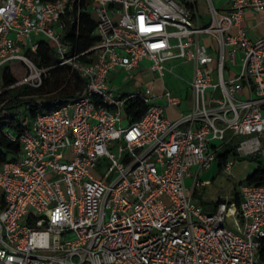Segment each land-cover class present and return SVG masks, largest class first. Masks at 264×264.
<instances>
[{
    "label": "built area",
    "instance_id": "1",
    "mask_svg": "<svg viewBox=\"0 0 264 264\" xmlns=\"http://www.w3.org/2000/svg\"><path fill=\"white\" fill-rule=\"evenodd\" d=\"M205 7L0 0V109L12 86L42 83L48 67L34 60L42 40L54 65L84 80L76 97L22 119L28 125L16 133L2 131L19 151L0 163V264H264V184L240 183L237 203L220 196L205 211L185 183L192 167L195 184L217 160L227 130L242 136L236 152L264 155V35L252 37L242 24L247 9L264 23V0ZM81 10L94 14L97 38L76 52L64 34ZM173 58L192 64L188 107L175 119L165 108L183 99L167 87L125 92L112 83L122 72L162 77L174 72L165 64ZM12 62L26 73L3 87ZM131 100L145 106L134 121L125 110ZM101 160L109 164L99 173ZM233 163L226 159L222 170Z\"/></svg>",
    "mask_w": 264,
    "mask_h": 264
},
{
    "label": "trees",
    "instance_id": "2",
    "mask_svg": "<svg viewBox=\"0 0 264 264\" xmlns=\"http://www.w3.org/2000/svg\"><path fill=\"white\" fill-rule=\"evenodd\" d=\"M94 27V14L89 11L81 10L78 20L68 24L64 38L76 52L85 51L96 41L97 37L93 33ZM79 59L83 62L87 61L86 55L80 56ZM34 60L38 66L48 67L47 73L42 79V83L37 87L24 85L25 96H23V98H9L0 109V118L3 119L0 121V163L15 158L19 151L18 140H9L3 135L1 128L4 124L7 123L13 127L16 133L28 125V123L23 125L21 123L22 119H26L29 122L38 111L50 109L63 101L76 97L84 85V80L80 78L76 72L71 71L69 66L54 65L57 62L56 53L45 40L41 41L34 56ZM14 68H17V73L14 72ZM24 73H26V71L19 62L10 63L2 71L1 86L5 87L13 83ZM73 77L74 81L70 84L69 82ZM21 103H26L27 105V110L23 118L17 119L10 116L8 109ZM144 107L143 102L140 100H131L127 102L125 110L130 121L137 119L143 112ZM222 147V150L217 154L216 160L217 166L220 169H222L227 157L232 156L235 159L239 156V153L235 151V145L230 144L229 141L224 143ZM252 182L264 184V161L257 160V164L253 171L245 177V183ZM221 200H223V198H216L209 202L215 206L216 203ZM230 201L236 203L239 201L237 191L234 192ZM2 204L3 196L0 191V207Z\"/></svg>",
    "mask_w": 264,
    "mask_h": 264
},
{
    "label": "rangeland",
    "instance_id": "3",
    "mask_svg": "<svg viewBox=\"0 0 264 264\" xmlns=\"http://www.w3.org/2000/svg\"><path fill=\"white\" fill-rule=\"evenodd\" d=\"M201 4V9L204 10L205 0H197ZM167 66L174 64V72L165 71L163 76L153 77L150 73L144 75L137 74L134 79H130L124 72L118 74L117 77L113 78L112 83L117 86H121L120 91L128 92L132 89L131 84H148L156 92H161L167 87L172 93L183 97L182 103L178 106H168L165 108L166 116L169 119H175L180 115V112H185L187 99L190 97V89L188 82L192 77V64L191 62H185L181 58H173L165 62ZM143 66H148L149 61H143ZM236 68V67H235ZM14 72L17 73V68H14ZM74 81V77L69 82L70 84ZM25 86L15 85L9 88L4 96L15 98H23L25 96ZM218 94V91L216 92ZM26 103H21L9 108V115L17 119L23 118L26 113ZM3 120L0 118V121ZM9 128L11 131H15L9 124H4L1 130ZM242 136H236L230 144H237ZM111 151H114V147L110 146ZM232 160L233 157L231 156ZM257 160L264 161V155L260 153L254 154H239L238 158L234 159L230 172L223 171L217 166V162L214 161L209 168L202 169L198 174V180L194 185L196 195L201 197L203 200H211L218 197L232 198L234 192H238L240 183L245 182V177L249 175L257 164ZM100 166L96 167V170L100 173L109 164L108 160H101ZM195 167L191 168L189 177L185 178V183L188 187H191L193 178L195 175Z\"/></svg>",
    "mask_w": 264,
    "mask_h": 264
},
{
    "label": "crops",
    "instance_id": "4",
    "mask_svg": "<svg viewBox=\"0 0 264 264\" xmlns=\"http://www.w3.org/2000/svg\"><path fill=\"white\" fill-rule=\"evenodd\" d=\"M197 1V0H196ZM222 0H217V2H221ZM198 3V2H197ZM198 8L200 9L201 12H205L206 8L204 10L201 9V4L198 3ZM260 17L261 15L259 13H256L252 10H245L244 12V20L242 22V24L248 29L249 34L253 37V36H257V35H264V23L260 22ZM236 30V27H232L230 28V31L233 32ZM209 43L211 42L210 39H206ZM131 86H136V83H132ZM151 87V86H150ZM153 89V88H152ZM183 99V97H182ZM182 103V102H181ZM180 103V104H181ZM180 104L178 105H174L175 107H178ZM172 106V105H171ZM168 107V106H167ZM188 107V104H186V109ZM185 109V110H186ZM181 113V112H180ZM226 138L228 139L229 143L236 137L235 135H233V133L231 132V130H227L226 134H225ZM236 145V143L234 144ZM223 147L220 148L219 151L222 150ZM227 159H232L231 156L227 157ZM236 159V158H235ZM233 162H234V157H233ZM234 164V163H233ZM222 170V169H221ZM189 177V176H187ZM198 180V177H197ZM196 183V182H195ZM193 185V190H192V197L199 203L202 205L203 209L205 211H209L213 209V204L209 201L215 200V199H211V200H203L201 197L196 195V191H195V187L192 182ZM191 185V186H192ZM194 192V193H193ZM218 197V196H217Z\"/></svg>",
    "mask_w": 264,
    "mask_h": 264
}]
</instances>
